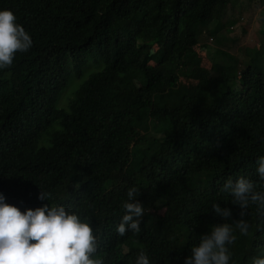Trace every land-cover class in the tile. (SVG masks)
<instances>
[{
    "label": "trees",
    "instance_id": "1",
    "mask_svg": "<svg viewBox=\"0 0 264 264\" xmlns=\"http://www.w3.org/2000/svg\"><path fill=\"white\" fill-rule=\"evenodd\" d=\"M238 4L0 0L33 41L0 69L5 202L86 218L102 264H135L141 249L149 264H184L201 234L239 219L249 232L241 240L235 231L230 264L264 254V209H242L224 189L245 176L264 192V7L259 43L231 53L232 19L223 18ZM132 186L144 212L140 230L121 236ZM41 191L51 198L39 200Z\"/></svg>",
    "mask_w": 264,
    "mask_h": 264
},
{
    "label": "clouds",
    "instance_id": "2",
    "mask_svg": "<svg viewBox=\"0 0 264 264\" xmlns=\"http://www.w3.org/2000/svg\"><path fill=\"white\" fill-rule=\"evenodd\" d=\"M28 31L18 22L11 9L0 8V69L10 67L17 52H26L32 46ZM256 173L264 182V155L258 157ZM233 198V203L242 209L250 203L264 209V192L255 191V184L240 176L224 184ZM137 188L127 190V199L123 201L124 214L116 226V232L123 236L127 230L138 232L139 218L144 208L135 200ZM48 192L41 191L38 199L49 200ZM213 211L228 218L231 211L213 204ZM243 217L244 213L241 212ZM136 217L137 219H133ZM233 224L228 222L215 224L210 231L201 234L198 243L190 249V255L184 258V264H230L232 259L229 245L235 239V231L247 235L249 224L239 219ZM97 236L86 218L63 205L45 203L23 211L16 205L5 202L0 194V264H102L96 253ZM135 264H149V257L140 250ZM251 264H264V254L251 258Z\"/></svg>",
    "mask_w": 264,
    "mask_h": 264
},
{
    "label": "rangeland",
    "instance_id": "3",
    "mask_svg": "<svg viewBox=\"0 0 264 264\" xmlns=\"http://www.w3.org/2000/svg\"><path fill=\"white\" fill-rule=\"evenodd\" d=\"M242 2L241 8L239 4L233 8L227 9V17L232 19L228 26L229 38L233 39L232 44L228 47L231 53H237L239 48L243 46L253 47L259 43L257 29L260 26L259 20L262 17V9L264 7V0H240ZM204 65L209 67L210 63L206 60ZM187 81L185 80V84ZM238 238L245 240L243 234L238 233Z\"/></svg>",
    "mask_w": 264,
    "mask_h": 264
}]
</instances>
